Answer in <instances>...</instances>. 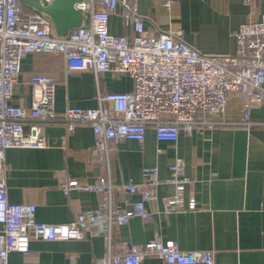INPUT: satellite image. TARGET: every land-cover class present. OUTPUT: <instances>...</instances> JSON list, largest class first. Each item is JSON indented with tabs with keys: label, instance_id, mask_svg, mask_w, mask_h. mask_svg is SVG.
I'll use <instances>...</instances> for the list:
<instances>
[{
	"label": "built area",
	"instance_id": "built-area-1",
	"mask_svg": "<svg viewBox=\"0 0 264 264\" xmlns=\"http://www.w3.org/2000/svg\"><path fill=\"white\" fill-rule=\"evenodd\" d=\"M52 1L41 0L43 6ZM175 2L165 0L164 6L171 8ZM75 8L84 14L82 26L60 37L47 14L21 0H0V172L7 150L46 147L42 126L65 124L73 135L80 124H88L94 134L90 157L105 174L93 184L61 175V188L65 194L72 190L99 193L103 200L70 223H41L34 204L9 201L6 179L0 174V264H9L12 252L28 253L34 239L56 242L89 236H104L107 241L106 254L93 264H144L149 257L164 264H215L210 251H184L174 240L159 236L140 245L124 242L120 252L113 251L116 227L134 218H153L147 204L159 199L161 185L175 189L173 195L161 198L165 214L197 210L198 204L194 198L185 200L190 179L182 158H176L166 179L160 177L157 166H146L138 182L129 180L118 186L112 180V159L125 140L143 144L149 128L155 130L158 141L177 142L181 134L193 136L198 127L255 125L252 112L264 106V14L236 31L235 54H208L186 41L181 29L149 32L139 0H83ZM113 17H119L132 35L112 33ZM43 53L62 55L66 75L91 72L97 80L105 73L127 75L133 89L98 90L97 107H68L59 114L55 110L56 81L34 75L30 80L32 106L15 105L22 59ZM234 97L239 100V111L231 115L228 109ZM117 189L139 198L116 206L113 193Z\"/></svg>",
	"mask_w": 264,
	"mask_h": 264
},
{
	"label": "crops",
	"instance_id": "crops-1",
	"mask_svg": "<svg viewBox=\"0 0 264 264\" xmlns=\"http://www.w3.org/2000/svg\"><path fill=\"white\" fill-rule=\"evenodd\" d=\"M164 3L165 0H139L148 31L181 29L186 41L208 54H235L236 31L264 14V0H176L171 8ZM110 31L127 36L133 33L119 17H113ZM65 65L59 54L25 56L13 103L32 106L30 80L34 75L56 81L55 110L59 114L68 107H97L98 90L133 89V81L127 75L105 73L97 80L91 72L66 75ZM228 111L231 115L238 113L237 98H232ZM252 118L256 124L250 128L198 127L193 136L181 134L177 142H160L155 130L149 128L143 144L131 140L120 143L111 165L115 185L129 180L138 182L146 166H157L160 177L166 179L176 158H182L190 179L185 200L194 198L198 209L165 214L161 198L173 195L175 189L161 185L159 199L147 204L153 218H134L129 224L116 227L113 251L120 252L124 242L140 245L159 236L174 240L184 251H210L215 264H264V106L255 108ZM42 128L46 147L7 150L5 168L0 174L6 179L11 203L34 204L38 222L67 224L79 213L96 209L103 197L83 190L65 194L61 175L93 184L105 171L90 157L94 146L90 125L80 124L73 135L65 124ZM138 198L117 189L113 204L123 206L126 200L134 202ZM106 252L104 236L56 242L34 239L28 253L12 252L9 264H93ZM144 264L164 263L149 257Z\"/></svg>",
	"mask_w": 264,
	"mask_h": 264
},
{
	"label": "water",
	"instance_id": "water-1",
	"mask_svg": "<svg viewBox=\"0 0 264 264\" xmlns=\"http://www.w3.org/2000/svg\"><path fill=\"white\" fill-rule=\"evenodd\" d=\"M24 4L47 14L54 26L56 34L65 37L74 29L82 26L84 14L75 8L83 0H53L48 6H43L41 0H21Z\"/></svg>",
	"mask_w": 264,
	"mask_h": 264
},
{
	"label": "rangeland",
	"instance_id": "rangeland-1",
	"mask_svg": "<svg viewBox=\"0 0 264 264\" xmlns=\"http://www.w3.org/2000/svg\"><path fill=\"white\" fill-rule=\"evenodd\" d=\"M28 6V5H27Z\"/></svg>",
	"mask_w": 264,
	"mask_h": 264
}]
</instances>
